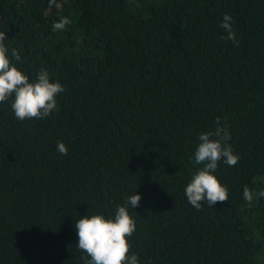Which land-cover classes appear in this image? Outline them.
I'll list each match as a JSON object with an SVG mask.
<instances>
[{
	"label": "trees",
	"instance_id": "1",
	"mask_svg": "<svg viewBox=\"0 0 264 264\" xmlns=\"http://www.w3.org/2000/svg\"><path fill=\"white\" fill-rule=\"evenodd\" d=\"M0 32L30 82L65 89L42 119L0 103V264H84L76 221L135 193L139 264H264V198H243L264 191V0H0ZM217 117L239 161L213 173L228 201L196 210L185 188Z\"/></svg>",
	"mask_w": 264,
	"mask_h": 264
},
{
	"label": "clouds",
	"instance_id": "2",
	"mask_svg": "<svg viewBox=\"0 0 264 264\" xmlns=\"http://www.w3.org/2000/svg\"><path fill=\"white\" fill-rule=\"evenodd\" d=\"M71 21L61 18L53 24V30H63ZM234 21L228 14L223 16L220 27L227 35L222 39L231 40L234 44L238 41L233 30ZM6 33L0 32V103L14 97L11 107L15 117L21 121L42 119L53 111H58L57 96L65 89L59 82L50 80L48 71L41 70L37 79L29 81V77L19 70L8 56L5 41ZM12 57L16 61L21 59L19 53L13 49ZM217 127L213 131L200 133V143L195 149V164L203 165L193 175L190 183L185 188V195L189 204L200 210L204 202L215 206L218 202L228 201V189L220 183L213 174L218 163L223 162L228 166H235L239 156L233 154L231 146L227 143L231 138L226 126L220 125V118L215 121ZM61 155H67L68 149L63 142L57 144ZM243 198L251 205L254 200L264 198V191L254 192L245 187ZM141 196L134 194L128 197L123 206L118 205L114 218H105L103 215H86L75 223L78 235L77 247L84 253L81 257L84 264H139L138 256H129L131 245L128 238L136 231V224L129 214L128 207L137 208Z\"/></svg>",
	"mask_w": 264,
	"mask_h": 264
}]
</instances>
